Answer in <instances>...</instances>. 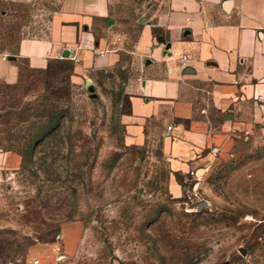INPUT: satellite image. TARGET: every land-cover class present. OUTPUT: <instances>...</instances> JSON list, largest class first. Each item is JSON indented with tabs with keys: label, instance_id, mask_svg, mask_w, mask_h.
<instances>
[{
	"label": "rangeland",
	"instance_id": "obj_1",
	"mask_svg": "<svg viewBox=\"0 0 264 264\" xmlns=\"http://www.w3.org/2000/svg\"><path fill=\"white\" fill-rule=\"evenodd\" d=\"M61 1L0 0V54L15 56L21 41L46 37ZM165 4L129 1L112 68L77 81L67 58L44 70L22 61L19 83L0 84V150L23 160L0 175V264H264L260 126L222 132L217 145V109L207 94L194 95L193 109L178 105L143 144L128 141L126 120L149 67L135 46L144 23L156 39L164 35L156 16ZM178 123L216 139L191 181L193 170L173 171L163 151L164 129Z\"/></svg>",
	"mask_w": 264,
	"mask_h": 264
},
{
	"label": "crops",
	"instance_id": "obj_2",
	"mask_svg": "<svg viewBox=\"0 0 264 264\" xmlns=\"http://www.w3.org/2000/svg\"><path fill=\"white\" fill-rule=\"evenodd\" d=\"M129 1L62 0L46 37L21 41L15 56L0 54V84L19 83L22 61L44 70L63 55L73 61L77 81L89 70L116 66L121 57L116 38H122L119 27ZM164 1L165 11L156 16L164 35L156 39L153 24L144 23L135 46L149 67L126 120L129 143L143 144L153 123L173 120L183 102L193 109L194 95L204 99L205 94L220 116L217 145L222 132H250L256 126L264 131V0ZM160 37L171 44L169 50ZM165 129L163 151L173 171L187 174L205 166L216 142L212 132L185 123ZM22 161L16 152L0 150V175L18 170ZM170 191L181 194L176 178Z\"/></svg>",
	"mask_w": 264,
	"mask_h": 264
},
{
	"label": "water",
	"instance_id": "obj_3",
	"mask_svg": "<svg viewBox=\"0 0 264 264\" xmlns=\"http://www.w3.org/2000/svg\"><path fill=\"white\" fill-rule=\"evenodd\" d=\"M229 7V2L226 3V8ZM159 42H162V43H166L165 39L163 37H160L158 39ZM171 48V44L170 43H166V50H169ZM187 73L191 72V70H187L186 71ZM89 90L91 93H93V88L92 87H89ZM93 96H95V94H93ZM201 208V207H200Z\"/></svg>",
	"mask_w": 264,
	"mask_h": 264
},
{
	"label": "built area",
	"instance_id": "obj_4",
	"mask_svg": "<svg viewBox=\"0 0 264 264\" xmlns=\"http://www.w3.org/2000/svg\"><path fill=\"white\" fill-rule=\"evenodd\" d=\"M59 58H65L63 55L59 56ZM172 127H169L168 130L171 131ZM191 176L192 177H198V175H196V172L195 171H192L191 172ZM32 264H41L40 263V260L37 259V260H34Z\"/></svg>",
	"mask_w": 264,
	"mask_h": 264
},
{
	"label": "trees",
	"instance_id": "obj_5",
	"mask_svg": "<svg viewBox=\"0 0 264 264\" xmlns=\"http://www.w3.org/2000/svg\"><path fill=\"white\" fill-rule=\"evenodd\" d=\"M5 151H13V152H15V151L12 150V149H7V150H5ZM16 153H17V152H16ZM18 154L22 155L21 153H18Z\"/></svg>",
	"mask_w": 264,
	"mask_h": 264
}]
</instances>
